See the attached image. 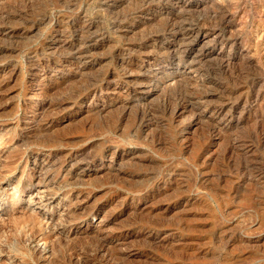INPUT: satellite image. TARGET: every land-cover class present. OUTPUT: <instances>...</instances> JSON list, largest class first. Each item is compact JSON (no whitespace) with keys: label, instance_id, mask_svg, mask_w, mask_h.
I'll use <instances>...</instances> for the list:
<instances>
[{"label":"rangeland","instance_id":"rangeland-1","mask_svg":"<svg viewBox=\"0 0 264 264\" xmlns=\"http://www.w3.org/2000/svg\"><path fill=\"white\" fill-rule=\"evenodd\" d=\"M0 15V264H264V0Z\"/></svg>","mask_w":264,"mask_h":264},{"label":"bare ground","instance_id":"bare-ground-1","mask_svg":"<svg viewBox=\"0 0 264 264\" xmlns=\"http://www.w3.org/2000/svg\"><path fill=\"white\" fill-rule=\"evenodd\" d=\"M249 10V9H248ZM261 10V9H260ZM241 14V13H240ZM260 14V13H259ZM1 16V15H0ZM244 17V16H243ZM241 19H244V18H242L241 17ZM130 20V19H129ZM256 21V20H255ZM261 28V27H260ZM262 29V28H261ZM254 30H252L251 32H253ZM256 31V30H255ZM262 31V30H261ZM62 32V31H61ZM260 32V31H259ZM11 33V32H10ZM257 33H258V31H257ZM57 34V33H56ZM254 34H255V32H254ZM62 35V34H61ZM255 35H257V34H255ZM254 35V36H255ZM60 37V36H59ZM251 37V36H250ZM259 37H260V39L262 40V42H264V33H260L259 34ZM251 39V38H250ZM254 41V40H253ZM57 45V44H56ZM54 46V45H53ZM52 46V47H53ZM78 46V45H77ZM55 48V47H54ZM45 49V48H44ZM47 49V48H46ZM41 50V49H40ZM50 50H51V48H50ZM56 50V49H55ZM69 50V49H68ZM130 50V49H129ZM157 50V49H156ZM52 51H53V48H52ZM56 51H58V50H56ZM55 51V52H56ZM66 51V50H65ZM125 51H127V50H125ZM158 51V50H157ZM163 50H161V52H162ZM250 51V50H249ZM41 52V51H40ZM59 52V51H58ZM83 52V51H82ZM137 52V51H136ZM158 52H160V51H158ZM61 54V53H60ZM80 54V53H79ZM83 54H85V53H83ZM117 54V53H116ZM59 55V54H58ZM86 55V54H85ZM70 57V56H69ZM86 57V56H85ZM124 57V56H123ZM134 57V56H133ZM146 58H148V57H146ZM145 59V58H144ZM153 59V58H152ZM82 60H83V58H82ZM130 60H131V57H130ZM137 60V59H136ZM66 61V60H65ZM80 61V60H79ZM85 61V60H84ZM113 61V60H112ZM35 62V61H34ZM138 62V61H137ZM146 62V61H145ZM69 63V62H68ZM45 64V63H44ZM125 64V63H124ZM145 64V63H144ZM157 64V63H156ZM34 65V64H33ZM47 65V64H46ZM159 65V64H158ZM153 66V65H152ZM45 67V66H44ZM122 67V70L124 71V72H126L127 73V71H129L130 70V67L129 66H127V65H122L121 66ZM137 68V67H136ZM133 69H134V67H133ZM132 69V70H133ZM60 70V69H59ZM62 70V69H61ZM41 71V70H40ZM44 72V71H43ZM118 72H120V71H118ZM42 73V72H41ZM108 73V72H107ZM113 73V72H112ZM33 74H36V76H35V79L33 80L35 83H36V81H41L42 82V80H40V78H39V76L41 75L40 73H34L33 72ZM43 74V73H42ZM46 76H47V74H46ZM113 76V75H112ZM118 79V78H117ZM127 79V78H126ZM130 79V78H129ZM141 80V79H140ZM147 80V79H146ZM6 81V80H5ZM131 81V80H130ZM132 81H134V80H132ZM138 81H139V79H138ZM138 81H134L133 83H135V82H138ZM142 81V80H141ZM66 82V81H65ZM147 82V81H146ZM178 82V81H177ZM145 83V82H144ZM184 83V82H183ZM140 84V83H139ZM147 84H148V82H147ZM184 84H186V83H184ZM126 85V84H125ZM176 85V84H175ZM0 86H1V84H0ZM62 86V85H61ZM185 86V85H184ZM186 86H188V85H186ZM173 88H175V87H173ZM56 89V88H55ZM128 89V88H127ZM130 90V89H129ZM51 91V90H50ZM131 92V91H130ZM52 93V92H51ZM134 93V92H133ZM32 94V93H31ZM38 94V93H37ZM50 94V93H49ZM34 95V94H33ZM41 95V94H40ZM39 95V97H41ZM46 95V94H45ZM51 95V94H50ZM76 95V94H75ZM124 95V94H123ZM132 95V94H131ZM43 96V95H42ZM74 96V95H73ZM105 96V95H104ZM48 97H49V95H48ZM125 97V96H124ZM61 99V98H60ZM64 99V98H63ZM42 100V99H41ZM110 101V100H109ZM189 102V101H188ZM60 103V102H59ZM109 103V102H108ZM119 103V102H118ZM121 104H122V101L120 102ZM180 104V103H179ZM63 105V104H62ZM127 105V104H126ZM183 105V104H182ZM60 106V105H59ZM187 106V105H186ZM50 107H52V106H50ZM125 107V106H124ZM173 107V106H172ZM187 107H189V106H187ZM44 108V107H43ZM64 108V107H63ZM171 108V107H170ZM169 108V109H170ZM54 109V108H53ZM177 111H179L180 112V107H178L177 106ZM185 109V108H184ZM168 110V109H167ZM152 111V110H151ZM170 111V110H169ZM171 111H172V108H171ZM194 111V110H193ZM54 112V111H53ZM173 112V111H172ZM218 112V111H217ZM191 113V112H190ZM221 113H223V112H221ZM226 113V112H225ZM35 114V113H34ZM170 114V113H169ZM168 114V115H169ZM177 114V113H176ZM184 114H186V113H184ZM188 114V113H187ZM192 114V113H191ZM217 114V113H216ZM143 115V114H142ZM147 115V114H146ZM152 115V114H151ZM223 115H225V114H223ZM219 116V115H218ZM30 117H32V116H26V118H30ZM46 117V116H45ZM147 117H148V115H147ZM150 117V116H149ZM170 117V116H169ZM182 117V116H181ZM180 117V118H181ZM183 117H184V115H183ZM177 118V117H176ZM32 119V118H31ZM31 119H29V120H31ZM36 119V118H35ZM174 119V118H173ZM38 120V119H37ZM44 120V119H43ZM178 120V119H177ZM33 121V120H32ZM39 121V120H38ZM41 121V120H40ZM180 121V120H179ZM71 122V121H70ZM215 122V121H214ZM214 122H212V123H214ZM36 123V122H35ZM47 123V122H46ZM52 123V122H51ZM176 125V124H175ZM211 125V124H210ZM215 126V125H214ZM156 127V126H155ZM208 127V126H207ZM211 129H212V127H210ZM146 130V129H145ZM206 130H208V129H206ZM210 130V129H209ZM208 130V131H209ZM220 130V129H219ZM218 130V131H219ZM44 132V131H43ZM143 132H145V131H143ZM148 132V131H147ZM163 132V131H162ZM158 133V132H157ZM220 133V132H219ZM142 134V133H141ZM144 134V133H143ZM156 134V133H155ZM218 134V133H217ZM216 134V135H217ZM148 135V134H147ZM183 135V134H182ZM211 135V134H210ZM222 135V134H221ZM142 136V135H141ZM209 136V135H208ZM145 137V136H144ZM180 137V136H179ZM151 138V137H150ZM204 139V138H203ZM157 140V139H156ZM155 140V141H156ZM207 140H211L210 139V137L207 139ZM215 141V140H214ZM218 141V140H217ZM186 150V149H185ZM205 152V151H204ZM85 153V152H84ZM207 154V153H206ZM82 157V156H81ZM88 157V156H87ZM120 158V157H119ZM90 159V158H89ZM121 159V158H120ZM88 160V159H87ZM86 160V161H87ZM109 161V160H108ZM119 163V162H118ZM72 164V163H71ZM121 164H123V163H121ZM100 165V164H99ZM69 166V165H68ZM37 169V168H36ZM104 171V170H103ZM102 171V172H103ZM108 171V170H107ZM100 175V174H99ZM94 177H96V176H94ZM123 197V196H122ZM72 213V212H71ZM150 215V214H149ZM158 216V215H157ZM162 216V215H161ZM150 217V216H149ZM152 217V216H151ZM154 218V217H153ZM76 219V218H75ZM156 220V219H155ZM26 221L28 222V223H30V224H33L34 223V221H35V219H34V216H31V214L30 215H28L27 217H26ZM158 221V220H157ZM148 222V221H147ZM152 223H153V221H151ZM150 222V223H151ZM157 223V222H156ZM159 223V222H158ZM144 227V226H143ZM151 229V228H150ZM175 230V229H174ZM147 233V232H146ZM149 233V232H148ZM120 234V233H119ZM130 234V233H129ZM125 236V235H124ZM78 237V236H77ZM100 237V236H99ZM99 237H96L95 238V240L97 241V238H99ZM108 237V236H107ZM144 237V236H143ZM16 237L12 234L10 237H8V239L7 240H5V242H6V244H8V245H10L12 248H15V239ZM101 238V237H100ZM99 238V239H100ZM125 238V237H124ZM114 239V238H113ZM120 241V240H119ZM149 242V241H148ZM66 243V242H65ZM107 242H106V240H102L101 241V243L98 245V246H96L97 248V251H101V253L104 251H106L107 252V254H109V255H113V250L112 249H110V248H108L107 247V244H106ZM95 245V244H94ZM117 245H118V243H117ZM112 246V245H111ZM167 246V245H166ZM91 247V246H90ZM93 248H94V246H93ZM117 248H120V247H117ZM92 249V248H91ZM121 249V248H120ZM171 249V248H170ZM88 250V249H87ZM94 251H95V248L93 249ZM69 251V250H68ZM90 251V250H89ZM91 252H93V251H90V254H92ZM103 252V253H104ZM53 253V252H52ZM84 253V252H83ZM79 254V253H78ZM95 254V253H94ZM94 254H93V256H94ZM97 254V253H96ZM95 254V255H96ZM105 254V253H104ZM121 254H123L122 252H121ZM51 255V254H50ZM103 255V254H102ZM44 256V255H43ZM91 256V255H90ZM96 256H98V255H96ZM96 256H95V258H96ZM100 256H101V254H100ZM106 256V255H105ZM124 257V256H123ZM87 258H89V257H87ZM107 259H108V257H106ZM109 258H110V256H109ZM112 258V257H111ZM114 258H117V257H115L114 256ZM113 258V259H114ZM118 258H119V256H118ZM53 259V258H52ZM54 260V259H53ZM72 260V259H71ZM88 260V259H87ZM93 260V259H92ZM60 261V260H59ZM78 261H79V259H78ZM81 261V260H80ZM102 261H104V260H102ZM106 261V260H105ZM97 262H99V261H97ZM108 262H109V260H108ZM82 263V262H81ZM83 263H85V260H84V262ZM90 263V262H89ZM110 263V262H109ZM113 263H115L114 261H113ZM111 264V263H110Z\"/></svg>","mask_w":264,"mask_h":264}]
</instances>
